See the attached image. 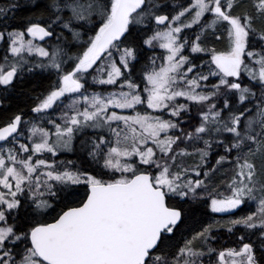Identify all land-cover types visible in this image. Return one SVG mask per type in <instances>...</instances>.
<instances>
[{
    "label": "snow or ice",
    "instance_id": "1",
    "mask_svg": "<svg viewBox=\"0 0 264 264\" xmlns=\"http://www.w3.org/2000/svg\"><path fill=\"white\" fill-rule=\"evenodd\" d=\"M0 264H264V0H4Z\"/></svg>",
    "mask_w": 264,
    "mask_h": 264
},
{
    "label": "trees",
    "instance_id": "2",
    "mask_svg": "<svg viewBox=\"0 0 264 264\" xmlns=\"http://www.w3.org/2000/svg\"><path fill=\"white\" fill-rule=\"evenodd\" d=\"M4 3V0H0V4ZM28 12L27 10H22L20 12L17 13V21H19L20 17H23L25 15H27ZM44 80L43 78L41 77H38V78H35L33 80H30L26 85L25 87L26 88H31L33 85L37 86L38 88L39 87H43L44 86ZM27 102L26 98L25 97H15L13 98V107L15 106V104H20L21 106H23L25 103ZM222 237L224 236L223 233H221Z\"/></svg>",
    "mask_w": 264,
    "mask_h": 264
}]
</instances>
